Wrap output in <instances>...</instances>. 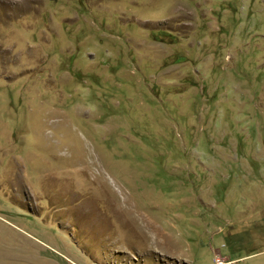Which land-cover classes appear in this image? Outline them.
Masks as SVG:
<instances>
[{"label": "rangeland", "instance_id": "obj_1", "mask_svg": "<svg viewBox=\"0 0 264 264\" xmlns=\"http://www.w3.org/2000/svg\"><path fill=\"white\" fill-rule=\"evenodd\" d=\"M0 264H264V0H0Z\"/></svg>", "mask_w": 264, "mask_h": 264}]
</instances>
